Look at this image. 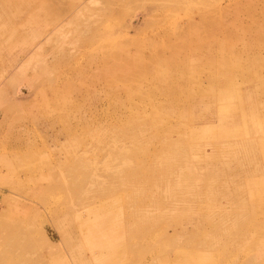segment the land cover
<instances>
[{
	"label": "rangeland",
	"instance_id": "374dc122",
	"mask_svg": "<svg viewBox=\"0 0 264 264\" xmlns=\"http://www.w3.org/2000/svg\"><path fill=\"white\" fill-rule=\"evenodd\" d=\"M217 1L227 2L0 0V33L9 21L38 13L47 27L34 34L49 28L45 52L52 51L51 76L34 88L5 73L11 58L0 50V158L8 159L0 163V264H264V49L256 47L260 38L264 46L263 0L212 17L204 28L221 26L212 42L193 30L183 63L177 55L173 68L147 64L119 75L138 85L164 77L169 66L178 72L171 91L143 86V98L127 101L114 80L107 93L75 95L60 86L63 69L94 60L86 51L94 33L144 40L166 13L191 17ZM250 14L258 33L246 31ZM64 16L67 24L52 34L51 24ZM140 27L144 34L135 32ZM217 43L226 97L200 105L184 78L206 84L215 75ZM24 47L12 46V58ZM36 90L45 92V104L31 99ZM11 96L24 99L17 104ZM158 101H165L161 110ZM232 131L235 137L220 135Z\"/></svg>",
	"mask_w": 264,
	"mask_h": 264
},
{
	"label": "bare ground",
	"instance_id": "6f19581e",
	"mask_svg": "<svg viewBox=\"0 0 264 264\" xmlns=\"http://www.w3.org/2000/svg\"><path fill=\"white\" fill-rule=\"evenodd\" d=\"M243 1L244 0H237L236 2H234L232 4V2L230 0H227V2L225 1L226 2L225 6H221V2L217 1L216 4L211 6V8H207L209 6H206V7L203 6L204 7L203 9H201L197 13H193V15L191 17H188L187 15H185L183 18H179V19H173L170 17L169 13H166L164 15L165 16V22L162 21L163 23L160 26H158V30L153 32V33L150 32L151 35L146 37L144 40H139V41L131 40L128 36V34H129L128 32H125V34L116 37V34L115 35H110V34L107 35V34H103L102 32L98 31L97 32L98 34L95 35V33H94V35H92L88 39V43L86 44V51L90 52V54L89 53L88 54H89V56L90 55L93 56L94 58L92 57V59H94V60L92 61L90 59L91 63L83 64V65L79 64V62H77L78 61L77 60L73 63V65L67 66L65 69H63L60 73V76L62 75V78H60V86L62 85V87H63L64 83H65L64 85H70L71 87H65L64 86V89H65V91H70L71 93H73L75 95L82 93V92H88V91H93V92H106L107 91L108 92V86L107 85H109V83L114 80L118 83V85H120V89L118 90V94L124 93L127 101H130L131 99L134 100V98H138V99H140V97L143 98L144 95L141 94V92H142L141 89H143V86L145 87V90H150V89H153V85H155L157 87L159 85L165 84L168 86V87L166 86L167 90L171 91L170 89L176 85L174 83V81L176 80V77H177L176 74H178V72L173 71V70L167 71L168 69H170L169 66L166 67L168 69L165 71L166 75H164V77L161 78V77L156 76L155 80H152V81L148 80L146 82L142 81V82H139L138 85L135 84V85L128 86V82L130 81V79L128 82H124V80L122 78L120 79L119 75H120V73H124L126 71L128 72L131 70H136V68L138 66H142L145 68L147 64H151V65L158 64L164 70H165V67H164L165 64L170 65L173 68L174 64H172V63L176 60L177 55H178L179 59H181V62H182L184 55H187L186 53L189 52L190 46H188V44L190 43V41L192 42L191 35H192L193 30H195V31L199 30L197 32H199L201 34L202 38L203 37L205 38V36H207V34H208L209 38L207 41L212 42L213 41L212 40L213 35H215L216 33H220L221 26L215 25L214 27H210L207 29L204 27L206 25H208L209 23H211V19H213L214 17H216L218 15L220 16L226 8H231V7H234V8L240 7L241 8V3ZM206 2H207V0H206ZM180 4H182V3L180 2ZM180 4H178V5L180 6ZM175 5H177V4H174L173 6H175ZM201 5H202V3H201ZM204 5H206V4H204ZM12 13L14 14V12H12ZM7 14H9V13H7ZM37 15H38V13H33V12L27 13L25 16L21 17L17 22L9 21V23L7 25L8 27L3 29L4 33L3 32L0 33V50H2L3 53H8V55L11 58L9 60V64L7 65V67L5 69V73L7 75L10 74V78L19 79L20 81L27 83L29 85V87H34V88L36 87L38 81L45 79L48 75L51 76V74H49V69H48V57L52 53V51H50V52L46 51L45 52V47H47V46H45V44H47L49 42L50 36H51V34H50L51 31L49 30V28L45 29L46 34H42V33L40 35L36 34V33L34 34L35 30L37 28H40L41 25L42 26L44 24H45V26L47 25V23L45 22L46 20L43 23L41 18L40 17L38 18ZM11 16H13V15H11ZM65 17L66 16L60 17V21L55 20L51 24L52 27L50 29L51 30L55 29L52 34L56 33L59 29L61 30L65 26V24H67L66 23L67 18H65ZM12 18L14 20V17H12ZM251 18H252V15L250 16V22H249V25H248L246 31L250 30L251 32L253 31V33H258L260 30V25L258 22H256L254 19H251ZM262 18L264 20V17H262ZM236 19L237 18H235V20ZM68 21H71V20H68ZM262 22H264V21H262ZM86 23H87V21H86ZM69 24L70 23L68 22V25ZM0 26H3V25L0 24ZM84 28H85L84 30L87 29L86 27H84ZM42 30H44V29H42ZM243 30H245L244 27H243ZM91 31H92V29H91ZM143 31H144L143 28L140 27V29L135 31V32H141L142 34H144ZM84 33H82V34H84ZM193 39H194V42H196V41L198 42V40H199L197 38L196 39L193 38ZM217 40H219V39H217ZM215 41H216V39H215ZM234 41L235 40H233V42ZM18 42L23 44L25 47L23 49H21L18 53H16L15 56L12 58L11 47L14 46ZM203 44L204 43L199 44L195 47L202 46ZM256 45H257L256 47L258 49L257 50L258 54L262 53L264 46H263V42L261 41V38L259 39V41L257 42ZM74 46L75 45H71V47L75 48ZM212 47H213V45H212ZM215 47H216L217 51H219V52H217L218 56H214L215 62H213L214 64L212 65V68H214V70H215V73H214L215 75L212 78H209V80L206 84H204L203 82H201V81H199L193 77H192L193 79H191L190 81H188L187 78L186 79L184 78L185 83H188L191 87L196 88L195 97H199L198 98L199 100H197L196 102L198 104L200 103V105L202 104V100L205 97L212 96L213 100L215 99L216 105H217V103L221 104L223 102L222 100H224V98L226 97V96L225 97L223 96L224 95L223 94L224 86L222 85V82H221V77H223V73H222V70H220V71L218 70V67H220L219 65L221 64L220 63V57H221L220 56L221 55L220 43H217L215 45ZM207 48H205V49H207ZM64 49H63V45H61L60 50L63 51ZM2 51H0V52H2ZM188 54H190V53H188ZM35 55H37V56L35 57ZM258 57L259 56H256V58H258ZM17 60L20 61L19 66L17 68H14ZM116 62L120 64V67H114L113 66V64ZM0 66H2V64H0ZM209 66H211V65H209ZM114 68H116V70H114ZM187 68H188V66H187ZM25 69H29L31 71V74H29V75L26 74L24 71ZM119 70H120V72H119ZM23 71H24V73H23ZM97 73L101 76L100 79L98 81H95V79L92 80L93 76H95ZM189 74H191V73H189ZM121 75H123V74H121ZM253 75H254V73H253ZM10 78H9V80H10ZM225 78H227V77H225ZM228 79H229V77H228ZM186 81H188V82H186ZM2 82H4V81H2ZM57 82H58V80H57ZM99 82L102 83L101 86H99V87L95 86V84L99 83ZM50 83H51V81H50ZM12 84H13V82H12ZM54 85L55 86L50 87L51 90L56 89V84H54ZM122 85H125L126 89H121ZM62 87H60V89H63ZM14 88H15V86H14ZM26 88H27V86H26ZM113 88H114V86H113ZM21 91H23V90H21ZM251 94H253V93H251ZM21 97H23V96H21ZM21 97L17 98L15 96H11L10 98H8V100L12 101L14 103H17V104H21V100L24 99V98L21 99ZM31 99H33V100L38 99V100H40L41 103L45 104L46 103V100H45L46 94L44 91L36 90V92H34L33 95L31 96ZM193 99H194V97H193ZM97 101H98V99L96 98L95 104L97 103ZM163 103H165V101H158L154 104V106L156 109L161 110V109H163ZM189 104H190V102L188 101L185 105L189 106ZM125 105L126 104H124V106ZM220 106H222V105H220ZM220 106L218 105V108ZM239 130H238V133H239ZM222 131H223V129H222ZM236 134L237 133L232 131V132L223 133V134L221 133L220 135H223V136L227 135L228 138L229 137L232 138V137H235ZM238 135H240V133ZM263 144H264V142H263ZM12 161H13V159H12ZM5 162L7 163L8 159L1 157L0 163H5ZM11 170H13V166H8L6 168V172L4 173V177L11 176ZM252 220H254V219H252ZM111 255H112V253H111ZM116 256H117V252L112 259L109 258L110 259V261L108 260L109 263L113 262Z\"/></svg>",
	"mask_w": 264,
	"mask_h": 264
}]
</instances>
